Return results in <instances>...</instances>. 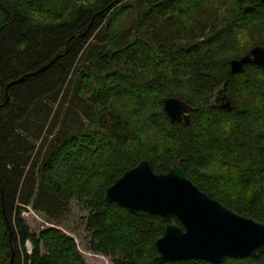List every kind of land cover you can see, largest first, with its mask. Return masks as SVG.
<instances>
[{
    "label": "trees",
    "instance_id": "16d2710c",
    "mask_svg": "<svg viewBox=\"0 0 264 264\" xmlns=\"http://www.w3.org/2000/svg\"><path fill=\"white\" fill-rule=\"evenodd\" d=\"M255 46L263 0H0V264H87L74 237L21 217L31 208L59 225L73 200L89 211L92 250L115 264H215L162 259L166 220L105 191L141 160L179 164L264 221V66L230 65ZM171 97L187 120L171 121Z\"/></svg>",
    "mask_w": 264,
    "mask_h": 264
},
{
    "label": "water",
    "instance_id": "95a60500",
    "mask_svg": "<svg viewBox=\"0 0 264 264\" xmlns=\"http://www.w3.org/2000/svg\"><path fill=\"white\" fill-rule=\"evenodd\" d=\"M249 63L264 66L262 46L231 60V72L239 73ZM164 108L172 122L188 119L187 105L177 97L167 98ZM105 199L135 215L147 212L166 220L165 230L156 241L162 259H201L220 264L227 257L264 253V221L247 217L213 198L179 164H168L165 170L156 172L148 160H141L106 189Z\"/></svg>",
    "mask_w": 264,
    "mask_h": 264
},
{
    "label": "rangeland",
    "instance_id": "374dc122",
    "mask_svg": "<svg viewBox=\"0 0 264 264\" xmlns=\"http://www.w3.org/2000/svg\"><path fill=\"white\" fill-rule=\"evenodd\" d=\"M22 210L21 217L32 232L40 233L41 230L48 227H58L68 235L74 237L79 245V249L87 264H115L111 256H105L92 250L91 236L86 230L85 218L89 215L88 209L79 201L71 202V210L59 225L49 221V218L43 212L37 210ZM44 220V222H43ZM32 244L27 242V249H32Z\"/></svg>",
    "mask_w": 264,
    "mask_h": 264
},
{
    "label": "built area",
    "instance_id": "2783aa9c",
    "mask_svg": "<svg viewBox=\"0 0 264 264\" xmlns=\"http://www.w3.org/2000/svg\"><path fill=\"white\" fill-rule=\"evenodd\" d=\"M29 208H30V207H29ZM30 210H32V209L30 208ZM32 211H33V210H32ZM24 212H25V211H24ZM26 212H27V211H26ZM43 222H44V220H43ZM44 223H45V222H44ZM28 251H31V249H30V250L28 249Z\"/></svg>",
    "mask_w": 264,
    "mask_h": 264
}]
</instances>
